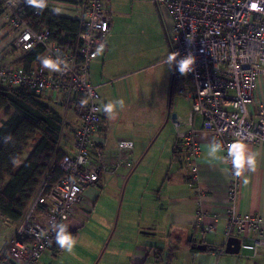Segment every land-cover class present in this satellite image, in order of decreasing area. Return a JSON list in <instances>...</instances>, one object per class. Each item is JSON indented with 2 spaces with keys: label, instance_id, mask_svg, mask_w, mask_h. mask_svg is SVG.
<instances>
[{
  "label": "built area",
  "instance_id": "built-area-1",
  "mask_svg": "<svg viewBox=\"0 0 264 264\" xmlns=\"http://www.w3.org/2000/svg\"><path fill=\"white\" fill-rule=\"evenodd\" d=\"M79 21L75 31L36 30L24 0H0V18L9 27L11 47L20 55L38 45L44 47L30 70L10 63L0 64V83L25 87L70 109L79 117L75 143L61 167L64 177L50 184L45 179L17 224L0 264H37L54 241V224L65 223L74 213L86 188L95 186L102 174L132 168L131 140H120L117 155L110 156L97 134L104 121L97 87L89 80L92 60L104 49L112 28L108 0H73ZM171 15L168 35L176 59L191 53L194 71L182 76L179 91L192 100L188 124L202 117V130L221 144L229 171L228 196L235 204L241 177H235L228 149L235 141L264 145V0H153ZM255 4L254 9L252 5ZM35 14H39L36 8ZM70 18V17H69ZM61 60V71H49L41 60ZM66 65V67H65ZM184 76V75H183ZM264 90V89H263ZM179 126V125H178ZM195 130L184 133L179 160L195 158L200 146ZM193 172L196 168L193 166ZM197 175L191 176L196 182ZM43 209L38 211L39 206ZM226 238L256 235L244 247L264 246V218L241 213L232 207L227 214ZM0 223L3 219L0 217Z\"/></svg>",
  "mask_w": 264,
  "mask_h": 264
},
{
  "label": "crops",
  "instance_id": "crops-1",
  "mask_svg": "<svg viewBox=\"0 0 264 264\" xmlns=\"http://www.w3.org/2000/svg\"><path fill=\"white\" fill-rule=\"evenodd\" d=\"M45 3L51 14L61 17L72 18L77 10L73 0H45ZM109 3L112 4V0L107 2L108 9ZM164 14L163 32L159 33L161 53L149 66L163 64L172 70L167 57L171 53L168 35L173 20L167 10ZM115 32L112 22L104 49L92 60L89 80L100 89L103 106L118 100L116 89L122 86V91L124 86L125 107L117 108L115 119H109L104 113L96 139L113 157L117 155L120 140L133 141L134 149L130 154L133 167L103 174L95 186L85 189L74 213L64 223L70 230L77 231L75 254L49 248L37 264H264V246L256 251L244 247L251 244L256 235H241L244 246L239 254L225 252L227 214L232 207L264 218V145L243 142L250 153L256 154V170H245L237 200L231 204L226 159L208 157L210 144L216 142L211 132L201 129L200 115L195 116L194 126L188 124L193 103L179 91L181 81L175 64L172 74L167 71L160 74L162 94L156 107L159 106L162 116L155 120L151 115L153 107L144 96L139 99L130 96L131 86L128 89L123 82L129 74L142 73L147 68L129 69L125 59L116 61L111 44ZM174 77H177L175 90ZM55 104L69 122L68 113L73 110L67 111L63 105ZM73 113L75 122H69L73 131L65 132L61 143L66 153L73 150L75 130L80 125L78 115ZM169 120L171 126H168ZM153 123L157 125L155 129ZM192 130L196 131L200 153L195 158L180 161L175 155V145H179L184 133ZM165 132L162 146L158 141ZM220 155L225 158L222 148ZM193 166L196 172L192 171ZM193 174L197 175L194 184L191 182ZM245 178L247 183H244ZM16 228L17 225L0 223L4 238L0 243V256L7 250ZM201 244L207 248H198ZM172 249L174 255L168 260ZM156 252L162 253L158 263L153 261Z\"/></svg>",
  "mask_w": 264,
  "mask_h": 264
},
{
  "label": "trees",
  "instance_id": "trees-1",
  "mask_svg": "<svg viewBox=\"0 0 264 264\" xmlns=\"http://www.w3.org/2000/svg\"><path fill=\"white\" fill-rule=\"evenodd\" d=\"M25 4L36 30L49 28L59 33L79 28L78 20L51 14L47 4L43 10L38 9L39 14L34 13L35 7ZM43 51L44 47L38 45L27 54H18L12 64L28 71ZM12 52L16 54L14 48ZM176 80L174 77V90ZM67 130L73 131L72 125L64 119L62 110L52 99L29 88L0 83V217L3 223L17 225L42 182L47 179L54 184L64 177L61 162L67 153L61 143ZM6 137H10L8 142H5ZM31 143L34 146L23 160ZM175 147L179 160V145L176 143ZM42 209L40 205L38 211ZM69 232L77 238V231L69 229ZM50 249L55 252L61 250L55 241ZM173 255L172 249L168 252V260ZM161 259L162 253L156 252L154 263Z\"/></svg>",
  "mask_w": 264,
  "mask_h": 264
},
{
  "label": "rangeland",
  "instance_id": "rangeland-1",
  "mask_svg": "<svg viewBox=\"0 0 264 264\" xmlns=\"http://www.w3.org/2000/svg\"><path fill=\"white\" fill-rule=\"evenodd\" d=\"M109 7L111 11V20L116 27V32L111 41V44H113V55L117 58L116 61H123L125 59L129 69L147 68V70L142 73L137 71V74H135L136 72L132 73L134 75L129 74L127 78L124 77L123 82L127 84L128 89L131 86L128 90L130 96L137 99L144 96L146 102L153 107L151 108V115L156 120L162 116L159 106L156 107V104L161 102L159 97L162 94L159 88L160 82H162L160 74L164 71H167L168 74L174 72L173 66L172 70H169L168 67L163 64L158 67L157 64L149 66L151 63L157 61L155 58L161 53L159 50L161 41L159 33L162 31L164 22L163 16L165 15L164 13H166V9L163 6L156 5L153 0H112V4L109 3ZM9 31L8 25L4 24L0 18L1 65L12 63L15 57L18 56L17 52L16 54L12 52L13 48L10 43L11 38ZM180 77L185 76L182 75ZM260 84L259 90L262 92L264 85L263 83ZM121 89L122 86H119L116 89L117 92H114L117 93L119 99H124V86L122 91ZM99 92L100 89L98 90V93ZM146 107L150 108L149 106ZM68 119L69 122H75L74 113L72 111H69ZM156 126V123L152 124L154 129ZM168 126H171L170 120L168 121ZM66 133H71V130L66 131ZM165 134L166 132L163 134L161 133L162 137L158 141L161 142L162 146L165 145ZM33 146L34 144L31 143L26 149L22 157L23 160L28 157ZM9 228L7 230H9ZM2 236L3 232H0V243L4 241ZM68 264H70V262Z\"/></svg>",
  "mask_w": 264,
  "mask_h": 264
},
{
  "label": "clouds",
  "instance_id": "clouds-1",
  "mask_svg": "<svg viewBox=\"0 0 264 264\" xmlns=\"http://www.w3.org/2000/svg\"><path fill=\"white\" fill-rule=\"evenodd\" d=\"M30 6H33L39 10H43L46 7L45 0H25ZM252 7L255 9L256 5L253 4ZM53 11H58V9H53ZM179 53H170L167 57V62L171 68L174 64L176 70L181 74L186 76L187 74L194 71L195 57L189 53L187 56L176 59ZM63 63L61 60L53 61L51 59L41 60V65L44 69L49 71H61L60 64ZM66 67V65H65ZM125 107V102L123 99H118L105 104L102 111L108 116L109 119H115L118 115L117 108L123 110ZM10 137L5 138V142H8ZM221 144L216 142L209 146L208 157L213 160H224L225 158L220 155ZM228 156L231 157V164L233 168V175L235 177H242L245 170L249 172H254L256 170V154L250 153L246 145L241 141H235L228 149ZM244 183H247V178L244 179ZM52 231L55 233L54 241L55 244L65 253L75 254V248L77 246V240L72 233L69 232V226L64 223L54 224Z\"/></svg>",
  "mask_w": 264,
  "mask_h": 264
},
{
  "label": "water",
  "instance_id": "water-1",
  "mask_svg": "<svg viewBox=\"0 0 264 264\" xmlns=\"http://www.w3.org/2000/svg\"><path fill=\"white\" fill-rule=\"evenodd\" d=\"M173 117H176L175 115ZM244 241L240 237H229L225 243V252L229 254H239L243 248ZM198 248L206 249V245H199Z\"/></svg>",
  "mask_w": 264,
  "mask_h": 264
}]
</instances>
